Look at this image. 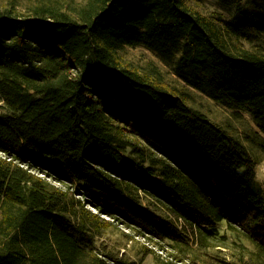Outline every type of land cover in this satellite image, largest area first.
I'll return each mask as SVG.
<instances>
[{
  "label": "trees",
  "instance_id": "1",
  "mask_svg": "<svg viewBox=\"0 0 264 264\" xmlns=\"http://www.w3.org/2000/svg\"><path fill=\"white\" fill-rule=\"evenodd\" d=\"M243 15L186 0L0 8V264H139L98 241L107 226L184 251L190 234L225 245L222 220L255 254L203 264H264V191L246 146L118 55L150 49L264 135V52L241 42L248 26L264 32V15Z\"/></svg>",
  "mask_w": 264,
  "mask_h": 264
},
{
  "label": "rangeland",
  "instance_id": "2",
  "mask_svg": "<svg viewBox=\"0 0 264 264\" xmlns=\"http://www.w3.org/2000/svg\"><path fill=\"white\" fill-rule=\"evenodd\" d=\"M85 0H0V8L12 7L16 11L28 12L36 5L65 3L71 6H80ZM195 9L205 13L210 17H221L228 19L231 17L244 18L245 13H261L264 15V0H186ZM247 36L241 42L257 51L264 52V32L248 26ZM118 55L127 64L136 69L153 74L157 72L161 81L170 89H178L186 94L187 102L204 112L212 121L224 127L229 133L237 137L248 149L250 155L256 162L255 179L257 184L264 191V151L260 143L264 135L260 134L249 113L232 109L217 103L212 98L195 89L185 85L173 72L171 66L164 62L156 53L150 49L137 46H124L118 50ZM152 70L154 72H152ZM88 208H91L88 205ZM93 209V208H92ZM108 218L107 216H105ZM111 219V218H110ZM181 223V222H180ZM179 224V223H178ZM220 233L227 234L225 245H218L217 240L210 246H200L195 241V236L190 234L189 245L184 251H178L171 245L165 244L163 247L153 245L147 238L128 235L132 231L119 224L107 226L103 235L98 239L107 243L114 249L133 259L139 264H203L201 258L215 255L221 260H238L241 256L255 254V247L252 243L238 232L226 229L225 221L216 223ZM148 243L154 251L146 252L143 244ZM172 260V261H171Z\"/></svg>",
  "mask_w": 264,
  "mask_h": 264
},
{
  "label": "built area",
  "instance_id": "3",
  "mask_svg": "<svg viewBox=\"0 0 264 264\" xmlns=\"http://www.w3.org/2000/svg\"><path fill=\"white\" fill-rule=\"evenodd\" d=\"M181 221H182V220H181V218H179V221H178V223H179V225H180V226H181V223H180Z\"/></svg>",
  "mask_w": 264,
  "mask_h": 264
}]
</instances>
